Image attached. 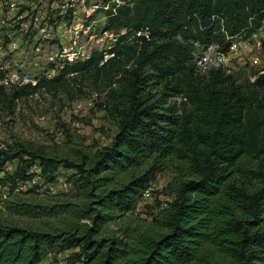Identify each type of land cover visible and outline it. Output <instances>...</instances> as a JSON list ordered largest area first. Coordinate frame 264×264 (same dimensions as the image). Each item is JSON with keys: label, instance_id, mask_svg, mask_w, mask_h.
<instances>
[{"label": "trees", "instance_id": "trees-1", "mask_svg": "<svg viewBox=\"0 0 264 264\" xmlns=\"http://www.w3.org/2000/svg\"><path fill=\"white\" fill-rule=\"evenodd\" d=\"M147 26L152 41H126L100 65L102 53L65 66L35 86L5 89L0 103L41 91L69 90L78 76L103 84L102 108L116 131L106 146L73 156L18 143L0 147L14 170L9 209L40 225L0 219V264H44L64 252L66 264H264V71H196L193 42L264 31V0H134L109 17V28ZM264 61V39L262 41ZM253 77V79H252ZM174 165L187 179L149 217H133L158 171ZM40 168L41 183L14 191ZM72 185L51 193L61 172ZM41 203H28L23 197ZM5 201V200H4ZM48 264V263H47Z\"/></svg>", "mask_w": 264, "mask_h": 264}, {"label": "built area", "instance_id": "built-area-1", "mask_svg": "<svg viewBox=\"0 0 264 264\" xmlns=\"http://www.w3.org/2000/svg\"><path fill=\"white\" fill-rule=\"evenodd\" d=\"M134 0H0V86L5 89L35 86L40 79H51L65 66L84 62L93 52L102 53L100 65L115 56L113 47L124 36L126 41H152L151 30L140 28H109V17ZM100 25V30L94 27ZM227 49L218 43L193 42L192 60L199 74L222 69L235 71L240 64H250L258 73L264 71L262 41L264 31L258 30L245 37L228 35ZM39 71V72H36ZM253 79V77H252ZM79 107V105H78ZM14 162L5 161L0 177L14 170ZM31 179L17 182L14 191L26 190L41 183L40 168L34 165ZM151 183V182H150ZM64 174L59 172L54 181L46 184L51 193L56 185L66 186ZM150 185V184H149ZM148 186L142 193L149 192ZM10 195V183H0V201ZM141 196V197H142ZM64 252L49 253L48 264H61Z\"/></svg>", "mask_w": 264, "mask_h": 264}, {"label": "rangeland", "instance_id": "rangeland-1", "mask_svg": "<svg viewBox=\"0 0 264 264\" xmlns=\"http://www.w3.org/2000/svg\"><path fill=\"white\" fill-rule=\"evenodd\" d=\"M93 30H100V25ZM0 45L2 48L1 39ZM240 69H244L246 75L256 71L250 64H240L238 70ZM104 88L100 82L94 84L86 76H78L70 84L69 90L61 89L52 93L41 91L15 101L12 113L0 103V147H15L18 143H23L36 148L42 147L57 156H73L79 149L92 153L95 149L108 145L116 127L113 119L102 108ZM184 179L187 177L171 164L158 171L149 185L148 194L140 198L132 216L149 217L158 209L166 207L171 201L168 193ZM55 189L56 192H68L69 196L72 195L70 183L65 187L56 185ZM47 199L45 195L36 201L23 197L28 203H41ZM11 204L12 200L0 201L2 221L18 225H40L43 221H55L52 218L36 219L13 213L9 209ZM65 256L61 264H66Z\"/></svg>", "mask_w": 264, "mask_h": 264}, {"label": "crops", "instance_id": "crops-1", "mask_svg": "<svg viewBox=\"0 0 264 264\" xmlns=\"http://www.w3.org/2000/svg\"><path fill=\"white\" fill-rule=\"evenodd\" d=\"M45 264H47V262H45Z\"/></svg>", "mask_w": 264, "mask_h": 264}]
</instances>
